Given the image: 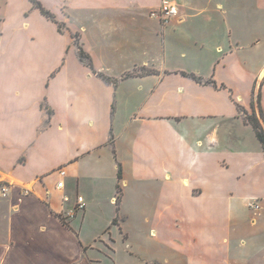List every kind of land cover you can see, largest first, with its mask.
<instances>
[{
	"label": "crops",
	"instance_id": "obj_1",
	"mask_svg": "<svg viewBox=\"0 0 264 264\" xmlns=\"http://www.w3.org/2000/svg\"><path fill=\"white\" fill-rule=\"evenodd\" d=\"M37 1L62 30L0 0V264H264V0Z\"/></svg>",
	"mask_w": 264,
	"mask_h": 264
},
{
	"label": "built area",
	"instance_id": "obj_2",
	"mask_svg": "<svg viewBox=\"0 0 264 264\" xmlns=\"http://www.w3.org/2000/svg\"><path fill=\"white\" fill-rule=\"evenodd\" d=\"M179 14V6L176 0H161L159 7L153 10L150 15L152 18L158 19L161 24L168 25L172 20H174ZM60 179L57 182L58 188L64 187V178L67 176V171L64 168L59 170ZM23 195L31 194L34 189L31 186H23ZM10 185L8 183H2L0 185V194L2 197L6 198L9 196ZM250 207L253 209L261 208L258 202H250ZM86 207V202L83 196H78L77 203L74 209L67 213V217H74L77 211L83 210Z\"/></svg>",
	"mask_w": 264,
	"mask_h": 264
},
{
	"label": "trees",
	"instance_id": "obj_3",
	"mask_svg": "<svg viewBox=\"0 0 264 264\" xmlns=\"http://www.w3.org/2000/svg\"><path fill=\"white\" fill-rule=\"evenodd\" d=\"M34 4L36 7L40 8L42 13L45 14L47 17L53 19L56 23H58V26H59V29L62 30L63 29V24L58 22L57 20H55L56 18L54 17V15L49 11V10H46L39 1L37 0H33ZM77 45L79 46L80 48V55H81V58L85 61V60H88V63L91 62L89 56L85 53V51L83 50L82 46H80V43L78 42L77 40ZM152 73H155L154 70H149V69H146V70H143L141 73H129L127 74L126 76H134V75H145V74H152ZM191 76L192 78H194L195 80H198V81H201V78L196 76V75H189ZM260 99V95H258ZM241 112H244V118L245 120L250 123L255 132H256V135L259 139V141L261 142L262 146H263V149H264V125L262 124L261 120L259 119V117L257 116L256 112L254 111L253 113H248L245 112V110L243 108H241ZM122 176V170H121V167L119 168V172H118V177L121 178ZM120 200V195L117 197V201Z\"/></svg>",
	"mask_w": 264,
	"mask_h": 264
},
{
	"label": "rangeland",
	"instance_id": "obj_4",
	"mask_svg": "<svg viewBox=\"0 0 264 264\" xmlns=\"http://www.w3.org/2000/svg\"><path fill=\"white\" fill-rule=\"evenodd\" d=\"M154 20H158V19H155V18H154ZM158 21H159V20H158ZM159 22H160V21H159ZM249 246H250V245H247V246L245 247V249H248V250L250 251V249H252V246H250V247H249Z\"/></svg>",
	"mask_w": 264,
	"mask_h": 264
}]
</instances>
